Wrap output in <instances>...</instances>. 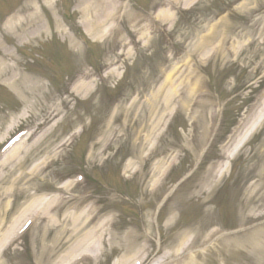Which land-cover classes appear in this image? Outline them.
Wrapping results in <instances>:
<instances>
[{
  "label": "rangeland",
  "instance_id": "rangeland-1",
  "mask_svg": "<svg viewBox=\"0 0 264 264\" xmlns=\"http://www.w3.org/2000/svg\"><path fill=\"white\" fill-rule=\"evenodd\" d=\"M82 1L65 0L64 2L65 11L73 16L72 23L67 21L66 16H60V18L64 23L62 28L66 31L65 40L73 39L77 44L83 45L84 41L91 40L83 35L75 24L76 16L79 18H82L84 14L90 16L89 10L84 9L85 4ZM128 6L131 10H129L128 15L130 19H125L118 32L123 39L121 41L116 39L114 42L116 47L110 46L105 51L99 49L96 53L100 60L99 65L105 64L106 61L117 64L125 57L126 61H131L126 73V80L124 79L121 85L123 95L117 100L118 102L110 100L101 93L97 95L101 91V87L97 88L96 94L91 98L80 100L76 94L64 88L65 84L59 81L60 77L54 78L53 83L49 84L45 78L34 73L36 69H39L38 67L34 69V66H36L37 60L41 58L35 56L37 58L34 62L33 59L30 60L33 52L30 49L33 47L34 49L36 47L42 49L45 41L51 35L50 30L42 36L40 41L27 40L30 43H27L26 40L19 43L14 38L16 36L13 37V34L9 32H7L9 37L5 34L4 37H0L2 45L0 59L7 57L10 60V54H13L17 58L14 60L17 62L13 69L19 76L16 83L19 89L13 88V93L6 88L7 84L5 83L8 77L2 76L0 78V99L3 103L0 105V112H2L0 113V143L13 131L11 128L19 122H38L45 118L46 129L51 124L50 129L45 131V134H37L41 131L40 128L30 132L17 151L15 150V153L6 162H1L0 209H2L3 218H6L4 219L6 224L13 220L27 202L32 203L34 197L40 199L41 204L42 202L47 204L57 194H64L73 198L84 193L94 195L96 190L97 195L102 197L100 198L101 207L105 209L114 207L119 211L120 216L115 225L116 234L113 245L109 242L103 250H100L98 261L92 262V264H114L122 257L125 245L121 236L124 235L129 226H133L139 231L140 238L137 246L144 244L143 226L144 224L147 226L149 220L152 224V237L155 238V241L158 239V226L161 229L162 241L171 237L169 235L170 229L166 226V218L170 216L169 208L174 204L181 190L175 191V197H170L167 205L162 206L157 224L155 212H157L158 203L167 190H170L176 178L193 166L192 162L199 158L202 149L208 143V139L198 137L197 140L195 139L196 136L191 137V131L184 133L178 131L180 124L185 128L187 126L185 124L187 111L182 110L168 136L157 142L159 148L157 154H154L157 156L148 154L146 145L143 143L148 132V128H145L148 123V100L151 92L161 85L166 76V71L169 72L175 67L174 76L179 81L185 76L189 67L198 69L205 79V88L213 97H219L221 104L223 103L221 112L223 128L220 129L216 142H213L207 150L203 161H206V164H199L197 168L193 166L194 172L204 174L212 162L216 163L219 160L223 164L225 160L223 149L232 137L235 127L231 129L230 137H226L225 140L223 138L224 133L235 119L240 122L242 118L247 116L264 95V91L256 90L257 87L264 84V0H202L194 11L179 17L178 23L172 27V32H167V38L163 43L161 42V33L164 30L161 26H159L160 32L155 38L147 40L142 36V32L147 30L148 26L153 29L152 22H148L149 25H147L146 19L136 17L138 13H144L145 9L142 5L139 6L137 2L135 4L131 2ZM57 9L60 14L66 15L62 8L58 6ZM13 10L14 7L11 5H5L2 7L3 16ZM98 14L99 12L95 13V15ZM57 16L61 22L58 12ZM48 18L53 26L54 16L49 13ZM90 22L92 23V21ZM65 23L69 24L70 29ZM52 35L56 38L63 37L58 33ZM132 35H138L144 42L146 40L145 46H141V40H139V44L132 46L130 50L126 51L124 46L123 51L118 54L115 48H119L120 44H124ZM202 37H205L210 49H212L207 58L197 50V44ZM5 39L8 40V44ZM42 55L44 56V54ZM65 63L63 61L59 64L54 63L56 67L53 71L59 75L66 67L64 66ZM75 64L76 66L79 65L76 62ZM41 73L42 76L50 80L48 69ZM23 75L28 77V82H25ZM110 77L112 78L113 75ZM111 83H113L112 80ZM109 88L111 89V87ZM260 95L262 97L259 98ZM16 97L21 100H17ZM255 98L257 100L254 102ZM195 112L198 113L197 110ZM58 116H60L59 122L57 126H54L55 122L58 121L56 120ZM204 121L205 123L201 119L200 125H197L195 130L197 136L202 135L204 137L206 116ZM80 124L88 127V129L80 137L76 136L68 148L64 146L62 149L60 143L64 142L67 134L75 130ZM202 130L203 133L201 134L200 131L202 132ZM257 132L256 136L238 152L236 159L232 162L230 176H224L221 180V187L228 185L225 199L228 201L236 197V205L232 208L228 207L225 212H222L221 206H218L217 212L211 210L209 213L213 222L218 220L220 224L224 220L225 226L229 225L231 228H236L242 226L243 219L248 214L247 221L243 225L247 226L245 230H250L259 221L249 219L250 211L260 212L262 210V207L257 208L259 202L250 203V198L246 200L249 191H252L255 186L254 181L260 179L259 174L263 167H259L260 157L258 154L255 155L254 151L259 150L260 152L264 149L262 147V145L264 146V122ZM188 137L191 139L190 142L187 141ZM175 147L184 151L183 160L174 173L164 180L156 192H153L151 186H148L149 175L150 173L153 174V167L156 166L159 158L168 159L173 154ZM130 160L133 161V168L126 170V164ZM79 162H82L91 174H96L104 181L114 182V179L117 178L119 180L118 187H115L116 189H102L97 184L98 182H95L91 184L89 189H86L88 186L72 187L71 184L62 189L58 188L62 181L68 178L71 179L69 181H72V171L76 169ZM137 168L141 175L135 171ZM115 174L117 176L114 177ZM61 177L65 179H61ZM192 181L193 178H190L187 183L184 182L185 184L182 183L178 187L180 189L191 186L192 193L187 198L181 199L178 207L175 208L176 220L180 217L183 225L179 223L178 219L172 228L173 231H182L180 230L181 226H183L182 228L189 224L192 226L195 217L203 212L204 207L202 205H199V208H193L191 204L196 199L201 201L195 193L196 190H194ZM115 184L117 182H114ZM259 190L258 186L256 190L258 198L264 192V188ZM118 191L124 193L131 191L133 199L127 198L123 201L120 199ZM4 202L10 204L6 209L2 208ZM125 203H127V208H133L134 212L140 215L138 219L131 218L129 222L124 213L125 206L121 207ZM71 206L72 200L63 203L61 210L68 211ZM208 208L216 210L212 205H209ZM148 211L153 213L148 216L146 214ZM192 213L194 220H191L190 214ZM106 216L107 214L104 212L101 219ZM48 220L40 219L37 225L25 236L28 246L32 247L34 257L46 255L49 244L53 245L49 252V255L53 257L58 256L73 243L67 232H61L57 243H53L54 235L62 227L61 225L60 228L47 227L45 225ZM67 226L70 228L69 223ZM178 228L180 229L178 230ZM243 232L245 231L241 229L238 233H228L225 237L223 236V241L227 243V240L231 241ZM226 246L227 244L221 243L219 255L215 254L213 249L208 250L200 256L199 260L195 261V264H253L252 259L256 255L252 254L249 249L243 245L236 247L229 245L228 248ZM222 247L225 250L222 251ZM156 249H158L157 244H155L153 254H155ZM235 252H240L243 255L236 259L233 256ZM28 254L27 250L25 252L11 250L9 253L0 254V264H23V259Z\"/></svg>",
  "mask_w": 264,
  "mask_h": 264
},
{
  "label": "bare ground",
  "instance_id": "bare-ground-1",
  "mask_svg": "<svg viewBox=\"0 0 264 264\" xmlns=\"http://www.w3.org/2000/svg\"><path fill=\"white\" fill-rule=\"evenodd\" d=\"M45 2L48 4V6H51V0H45ZM29 14L27 16V19L32 20L35 25H38L41 23L42 19L41 16L39 14V11L37 10V8L34 5H31L28 8L27 11ZM111 12L108 14L110 16ZM23 22H20V26H22ZM24 30H26L24 28ZM44 33H46L45 30H41V31H37V30H33L30 33V38L31 37H40L42 36ZM7 65V63H3L0 66V74L3 71V68ZM172 74L170 73L168 75L167 78H169L164 84L161 85V87L158 88L157 91H155L151 97L150 100V120L152 119V128L158 127L159 125H161L162 120L164 118V114L165 112L168 113V111L172 110V100L173 97L175 95H177L178 91V86L179 85H175V82L173 80V78H171ZM15 79V77H14ZM200 86V79H197L194 86L192 87L190 85V83L187 82V95L186 98L184 99V101L182 102L181 99H179L180 102H182V106L183 108H188L189 109V105L195 101V97H193V95L191 96V94L197 90ZM197 101H195V105H196ZM156 120V121H155ZM160 128V127H159ZM147 140L148 135L146 136ZM160 163V161H159ZM156 180V179H155ZM211 180V181H210ZM220 180V175H218V173H214L210 176H205L204 178H202V185L204 186L203 190H202V194L205 196V198L207 197V195L210 193L209 189L213 186H215ZM206 189V190H204ZM51 205V202L49 203ZM36 207H39V204L37 202L34 203H30V205L27 207V209H25V212H28L31 208L36 209ZM46 205L41 209V213H44L46 211L45 209ZM98 210H94L92 211H81L77 214H75V216L72 218V230L73 232L71 233V236L76 237V245L73 243L72 246L69 247V249H67L66 251H64L60 257L58 258L59 260L57 262H55L54 264H67L68 260L76 255L78 252V254L81 253H86L91 255V252L94 250V232L97 231L100 226L102 225V223L105 221H102L100 223H98V225L94 226L93 228L90 227V223L92 222L93 217L96 215L97 218V212ZM172 217L168 220V224L171 222ZM6 226V223L4 222V220H2V218L0 219V239L3 238H8L9 235L13 232V230L15 229V225L12 224L10 225V229L8 231L5 232L4 227ZM104 226V225H102ZM203 228L205 225H202ZM201 228V227H200ZM198 228V229H200ZM202 230V229H201ZM190 232H184L182 234H180V237L175 238L172 241V244H174L176 241H178L175 245H173L170 249L171 252L164 254L162 257H164L166 261L168 258H170L169 256L171 255V257H176V258H183V264H192L193 263V258L190 256V254L186 253V251L189 250V248H192L191 246H193L194 242L191 240L189 242V234ZM130 236V234H128V237ZM211 236V233L209 234V237ZM208 237V236H207ZM208 237V238H209ZM205 239H207L205 237ZM193 242V243H192ZM81 251V252H80ZM127 252L129 254H125L127 255V258H123L122 260L119 261V263L123 264V261H129L132 260L134 258V256H136L137 253L139 252H135V250L133 249H127ZM68 255H71L68 258ZM64 261V262H63Z\"/></svg>",
  "mask_w": 264,
  "mask_h": 264
}]
</instances>
